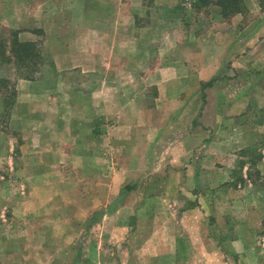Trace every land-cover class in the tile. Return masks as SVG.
Segmentation results:
<instances>
[{"label":"crops","instance_id":"obj_1","mask_svg":"<svg viewBox=\"0 0 264 264\" xmlns=\"http://www.w3.org/2000/svg\"><path fill=\"white\" fill-rule=\"evenodd\" d=\"M248 1L206 27L201 0L44 2L56 57L0 94V264H263L264 157L239 127L264 102Z\"/></svg>","mask_w":264,"mask_h":264},{"label":"rangeland","instance_id":"obj_2","mask_svg":"<svg viewBox=\"0 0 264 264\" xmlns=\"http://www.w3.org/2000/svg\"><path fill=\"white\" fill-rule=\"evenodd\" d=\"M46 0H0V39L4 40L5 45L7 46V41L10 39L9 33L11 30L19 31V38L24 41H36V56H33L34 60L27 68L25 66L18 67L15 62L12 63H0V94L8 93L9 99L15 96V84L14 81L18 79V77L32 76L34 78L37 77L41 70L44 68L45 64H48L50 61H53L56 57L53 48L51 47V43L53 42V38L50 36L53 35V22L54 19L50 22L49 39L43 35L44 28V19H38V12L40 8L43 6ZM220 1L223 0H201L198 3V18L197 22L199 26H209L210 15L212 14L215 4L218 5ZM239 2V6L242 7V10L245 9L244 2L246 0H237ZM55 2L52 1L51 5ZM248 3H251V7L249 8L250 12L259 13L264 12V0H250ZM246 11V10H245ZM245 13V12H244ZM231 14H226V18H229ZM185 12L178 13V17L181 20V25L177 21L178 25L182 26L186 22ZM185 18V19H184ZM250 19V16L244 17L241 25H244L246 21ZM192 22L193 20L189 18ZM60 22H65V20H60ZM67 23V22H66ZM194 26V21L192 22ZM33 30V31H32ZM34 32V33H33ZM42 33V34H41ZM41 56L39 57V54ZM241 56V53L238 55ZM215 81V80H214ZM13 84V85H12ZM262 85L264 83H257L255 86V91L260 92L262 90ZM207 87V86H206ZM241 87V86H240ZM260 87V88H259ZM230 88L228 87L227 90ZM246 90V89H245ZM10 93V94H9ZM229 99H223L222 103H229ZM259 103L254 106H249V112L244 113L245 116L241 120V124L239 125L240 130H252L253 136L252 139H257L260 142L259 147L261 154L264 157V116H263V99L257 98ZM261 102V103H260ZM244 120V121H243ZM241 131V133H242ZM258 147V149H259ZM250 151L249 147H245L240 150V155H248ZM252 182H258L264 184V179L261 180L260 174L257 171H253L252 173ZM251 178L249 179L251 181ZM235 181V180H234ZM208 182V181H207ZM233 186H235L233 184ZM208 196L213 197V195L209 194ZM257 243L254 247L256 252H261V258L263 259L264 264V222L260 228H258L257 233ZM80 251H87V242L80 243Z\"/></svg>","mask_w":264,"mask_h":264},{"label":"trees","instance_id":"obj_3","mask_svg":"<svg viewBox=\"0 0 264 264\" xmlns=\"http://www.w3.org/2000/svg\"><path fill=\"white\" fill-rule=\"evenodd\" d=\"M219 6H221L223 14H233L234 12H240L242 7L239 6L237 0H223L220 1ZM42 34V33H41ZM10 39L7 41V46L4 43V40L0 39V63H12L15 62L18 67H27L34 60L33 56H36V41H24L19 38L18 30H11L9 33ZM41 53L39 54V57ZM32 67V66H31ZM27 67V68H31ZM32 77V76H25ZM213 81L207 85H212ZM206 85V86H207Z\"/></svg>","mask_w":264,"mask_h":264}]
</instances>
